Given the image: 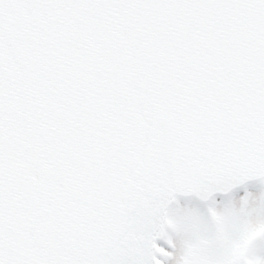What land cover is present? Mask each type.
I'll return each mask as SVG.
<instances>
[{"label": "snow or ice", "instance_id": "obj_1", "mask_svg": "<svg viewBox=\"0 0 264 264\" xmlns=\"http://www.w3.org/2000/svg\"><path fill=\"white\" fill-rule=\"evenodd\" d=\"M0 264H264V0H0Z\"/></svg>", "mask_w": 264, "mask_h": 264}]
</instances>
